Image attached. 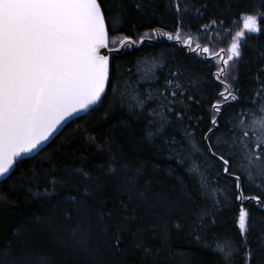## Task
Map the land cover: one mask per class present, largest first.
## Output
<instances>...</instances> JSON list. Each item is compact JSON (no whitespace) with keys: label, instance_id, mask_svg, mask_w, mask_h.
<instances>
[{"label":"trees","instance_id":"trees-1","mask_svg":"<svg viewBox=\"0 0 264 264\" xmlns=\"http://www.w3.org/2000/svg\"><path fill=\"white\" fill-rule=\"evenodd\" d=\"M102 7L115 49L126 37L174 33L178 27L194 44L223 48L238 21L256 15L262 31L246 37L227 80L239 103L224 104L211 142L231 135L228 122L245 119L241 109L260 100L264 0H102ZM112 18H119L114 28ZM110 66V85L100 105L0 183V193L7 196L0 199V264H221L217 241L239 249L235 264H244L249 250L250 264H264V187L235 171L248 197L245 244L238 229L235 176L223 171L203 139L212 127L211 106L225 88L215 76L216 59L160 39L110 52ZM166 78L181 86L182 95L166 93L178 101L169 114L171 124L163 136L150 138L149 130L157 127L150 121L159 117L148 111L159 102L148 101L142 111L119 92L131 85L141 97L155 95L157 88L164 91ZM177 110L182 119L176 118ZM192 143L201 151L194 152ZM229 167L234 171V162Z\"/></svg>","mask_w":264,"mask_h":264},{"label":"snow or ice","instance_id":"snow-or-ice-1","mask_svg":"<svg viewBox=\"0 0 264 264\" xmlns=\"http://www.w3.org/2000/svg\"><path fill=\"white\" fill-rule=\"evenodd\" d=\"M242 19L243 30L232 37L226 58L219 54L213 56L221 62L215 76L225 88L219 93L221 99L211 106L212 127L203 139L208 142V153L222 162L223 171L235 176L236 199L241 203L238 229L246 244L249 213L243 202L248 197L244 196L241 176L235 175V171L246 175L252 184L260 181L257 187H264V90L256 92L260 100L249 101L252 107L241 109L245 119L236 117L228 122L232 125L231 135H219L215 143L211 142L220 128L219 116L224 104L239 103L238 94L230 90L226 81L230 78L229 69L241 56V41L247 34L262 31L256 15H245ZM118 22L119 18H112L113 28ZM109 27L102 0H0V177L10 173L22 154L38 149L69 116L101 102L110 85L108 53L119 51L110 47L115 41L110 39ZM155 35L181 42L184 34L178 27L174 33L157 30ZM146 39L150 41L152 36L145 34L137 40L126 37L120 44L127 48L142 44ZM183 43L198 55L212 52L199 43L193 46L190 35ZM102 49L107 51L102 52ZM156 78L153 73V79ZM112 90L119 91L116 85ZM169 91L171 97H179L183 90L166 78L164 91L157 88L155 95L150 91L141 97L131 85L119 92L142 111L148 101L159 102L160 111L157 108L148 111L149 116L159 117L150 121L157 125L155 130H149L150 138L163 136L171 124L169 114L178 101L166 94ZM175 115L182 119V110H177ZM184 135L191 139L193 134L185 130ZM172 142L175 143L174 138ZM191 148L194 152L201 151L195 143ZM230 161L234 162V171H230ZM192 171L199 173V168L194 167ZM199 174L202 186L206 185V178ZM0 199L6 201V194L0 193ZM250 199L261 203L259 197ZM80 243L86 246L87 240ZM214 251L219 253L221 264H235L239 254V249L228 241H217ZM250 261L249 250L244 255V264Z\"/></svg>","mask_w":264,"mask_h":264},{"label":"water","instance_id":"water-1","mask_svg":"<svg viewBox=\"0 0 264 264\" xmlns=\"http://www.w3.org/2000/svg\"><path fill=\"white\" fill-rule=\"evenodd\" d=\"M146 42H153L152 40H145L144 43ZM134 47V46H133ZM124 50V47H122L119 51H116L117 53H120ZM102 52H106L107 50H101ZM108 55L110 56V52L108 53ZM107 91V88H106ZM105 96L102 97L101 102L103 101ZM101 102H98L96 105H92L90 106L87 110L85 111H80V112H76L73 115L69 116L67 119H65L56 129V131L48 138L47 141L43 142L38 149L34 150L31 153H27V154H22L18 159H17V163L14 164L13 169L10 170V173L5 176V177H0V183L6 181L7 179H9V177L14 173L17 165L24 161V160H28V159H33L34 157H36L39 153H41L43 150H45L64 130L65 128L68 127V125H70L72 122L76 121L77 119L83 118L85 116H87L90 112H92L94 109H96ZM249 202V201H247ZM245 202V203H247Z\"/></svg>","mask_w":264,"mask_h":264},{"label":"rangeland","instance_id":"rangeland-1","mask_svg":"<svg viewBox=\"0 0 264 264\" xmlns=\"http://www.w3.org/2000/svg\"><path fill=\"white\" fill-rule=\"evenodd\" d=\"M258 20H259V18H258ZM241 30H243V19L241 18L239 21H238V23L236 24V26H235V28H234V30L231 32V34H230V36H229V38H228V41H227V44H226V46H224L223 48H221V47H219L218 45L216 46L215 45V48L212 50V52L210 53V54H203L204 56H206V57H213L214 56V54H219V56H221V57H225L226 58V56L229 54L228 53V48L230 47V44H231V42H232V37H234L235 36V33L237 32V31H241ZM255 34V33H254ZM251 35H253V34H247L246 35V37H248V36H251ZM150 36H152V41L154 42V41H158V40H160V39H165V40H167V38L166 37H157L156 35H155V33H152V34H150ZM184 39H186L184 36H182V40H181V42H178V43H180L181 45H183V46H185L184 45V43H183V40ZM147 40V39H146ZM169 41V40H168ZM174 42H176L175 40H173ZM192 42H193V46H195V44H194V40L192 39ZM243 42H244V40H242L241 41V49H242V44H243ZM137 45H140V44H137ZM137 45H134V46H137ZM186 47V46H185ZM120 48H122L121 47V44H119V46H118V48L117 49H120ZM188 48V47H187ZM189 49V48H188ZM221 49H223V51H221ZM241 49H240V51H241ZM202 54V53H201ZM241 57V56H240ZM240 59V58H239ZM239 59H237V60H235V64H234V66L233 67H231L230 69H229V71H230V73H231V71L233 70V68L235 67V65L237 64V62L239 61ZM216 61L218 62V64H219V69H220V67H221V62H220V60L219 59H216ZM232 62H230V64H231ZM219 71V70H218ZM226 83H227V85L229 86V83L226 81ZM224 86H225V84H224ZM230 88V87H229ZM231 90V89H230Z\"/></svg>","mask_w":264,"mask_h":264}]
</instances>
